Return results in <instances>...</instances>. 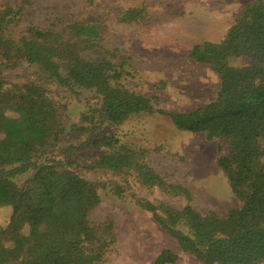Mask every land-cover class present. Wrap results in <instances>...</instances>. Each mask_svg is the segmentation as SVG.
Returning a JSON list of instances; mask_svg holds the SVG:
<instances>
[{"label":"rangeland","instance_id":"374dc122","mask_svg":"<svg viewBox=\"0 0 264 264\" xmlns=\"http://www.w3.org/2000/svg\"><path fill=\"white\" fill-rule=\"evenodd\" d=\"M256 1L0 0L3 113L17 118L13 103L28 84L41 88L53 105L47 144L26 163L0 164V177L18 193L32 195L42 166L94 184L100 203L89 212L90 222L102 227L112 221L115 236L100 264H151L162 250L175 257L166 264H198L143 206L189 204L202 215L222 216L238 209L227 142L180 131L157 113L110 122L104 108L133 96L166 112H189L215 101L219 77L190 50L220 42ZM229 61L236 67L249 63ZM74 69L83 73L79 81L70 76ZM250 147L264 150V130ZM9 215L10 208H0L1 227ZM6 244L0 237V249Z\"/></svg>","mask_w":264,"mask_h":264},{"label":"trees","instance_id":"16d2710c","mask_svg":"<svg viewBox=\"0 0 264 264\" xmlns=\"http://www.w3.org/2000/svg\"><path fill=\"white\" fill-rule=\"evenodd\" d=\"M1 35L0 51L6 45ZM190 56L209 63L217 73L215 101L189 112H166L152 109L144 97L133 96L105 105L106 119L118 122L132 113H157L180 131L204 132L209 139L225 140L235 169L231 186L241 199L238 209L222 216L202 215L189 204L174 209L146 202L143 207L198 264H264V150L250 147L251 138L264 130V0L245 6L220 42L195 44ZM232 57L249 63L232 66ZM82 75L78 69L70 73L76 81ZM1 92L0 88V105ZM13 106L17 118L6 116L0 107L1 165L26 163L30 153L45 146L51 136L46 122L53 119V105L41 88L25 85ZM34 182L36 193L21 194L0 177V208H10L7 223L0 226L1 240L7 243L0 249V264L104 261L115 240L114 224L104 221L99 227L90 222L89 212L100 203L95 185L49 166L38 168ZM174 258L169 250H162L151 264H166Z\"/></svg>","mask_w":264,"mask_h":264}]
</instances>
